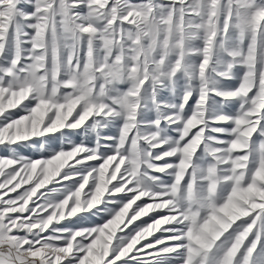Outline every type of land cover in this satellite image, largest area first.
I'll return each instance as SVG.
<instances>
[{"label":"snow or ice","instance_id":"1","mask_svg":"<svg viewBox=\"0 0 264 264\" xmlns=\"http://www.w3.org/2000/svg\"><path fill=\"white\" fill-rule=\"evenodd\" d=\"M0 264H264V0H0Z\"/></svg>","mask_w":264,"mask_h":264},{"label":"rangeland","instance_id":"2","mask_svg":"<svg viewBox=\"0 0 264 264\" xmlns=\"http://www.w3.org/2000/svg\"><path fill=\"white\" fill-rule=\"evenodd\" d=\"M144 219H147V217H145Z\"/></svg>","mask_w":264,"mask_h":264}]
</instances>
